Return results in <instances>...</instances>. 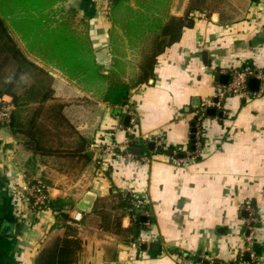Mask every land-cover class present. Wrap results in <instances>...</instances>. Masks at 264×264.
<instances>
[{"label": "crops", "instance_id": "0c3cea01", "mask_svg": "<svg viewBox=\"0 0 264 264\" xmlns=\"http://www.w3.org/2000/svg\"><path fill=\"white\" fill-rule=\"evenodd\" d=\"M110 2L63 0L48 24L67 23L90 42L104 73L115 70L130 83L144 70V57L156 54L146 82L123 106L103 100V83L70 75L19 41L49 73L53 97L37 122L44 149L28 147L24 133L36 104L20 110L19 130L0 127V264H36L43 249L64 240L78 243L70 264H264V89L228 97L200 127L196 118L232 69L264 70V0H128L117 21ZM149 6L157 11L148 13ZM145 11L148 18L136 21L134 14ZM132 20L141 31L125 26ZM156 23L157 30L149 27ZM129 109L140 116L132 131ZM198 132L199 148L192 139ZM127 137L133 159L102 155L105 145ZM197 150L199 157L188 160ZM38 179L51 204L34 212L22 185ZM250 202L260 216L251 244Z\"/></svg>", "mask_w": 264, "mask_h": 264}, {"label": "trees", "instance_id": "16d2710c", "mask_svg": "<svg viewBox=\"0 0 264 264\" xmlns=\"http://www.w3.org/2000/svg\"><path fill=\"white\" fill-rule=\"evenodd\" d=\"M61 1L63 0H0V96L8 94L13 98L15 109L12 110L9 124L16 130H19L17 129V116L19 117L20 110L32 103L37 105L24 129V133L28 136L26 144L36 150L44 149L37 139L36 129L39 116L43 112V105L53 97L51 77L44 68L37 65L22 51L11 34L10 27L26 41L30 50L35 49L39 51L40 55L42 50L52 52L53 55L48 60L60 66L68 74L78 78L85 76L89 82L95 80L98 83H103L102 98L113 106L125 105L131 89L146 82L148 78L146 68H152L156 58V54L144 57V70L132 83L120 78V74L115 70L107 74L104 73L102 66L95 61L88 40L75 37L67 23H60L53 27L48 24L52 21L53 7ZM127 1L111 0L109 15L113 20L117 21V11ZM128 8L130 9V7ZM129 9L124 11L127 12ZM146 10L148 13L157 11L153 6L147 7ZM148 13L146 14L145 11L134 14V16L136 15L135 20L142 22L143 18H148ZM143 15L145 17H142ZM171 19L173 20L174 17ZM181 24L185 25L183 19H181ZM158 25V23L150 24L149 27H154L157 30ZM125 26H128L131 32L142 30L141 24L133 20ZM170 31L173 32V29L162 27L163 33ZM62 108L63 104H59L57 113L60 114ZM192 139L194 142L195 135ZM33 181L35 180H31V182ZM133 203V200L127 201V207H132ZM49 204L51 203L48 201L47 205ZM77 244L70 240L57 242L53 246L43 249L35 263L70 264L73 249Z\"/></svg>", "mask_w": 264, "mask_h": 264}, {"label": "built area", "instance_id": "2783aa9c", "mask_svg": "<svg viewBox=\"0 0 264 264\" xmlns=\"http://www.w3.org/2000/svg\"><path fill=\"white\" fill-rule=\"evenodd\" d=\"M231 77L228 83L224 85L218 84L215 88V91L212 97L204 98L200 106L196 111L197 125L201 126V121L207 116V111L209 108H215L223 110L225 100L228 96L231 95H239V96H254L258 95L259 92H262L264 89V70L258 69L256 66L252 64L243 65L241 68H235L230 71ZM258 78L260 80L259 89L257 91H251L248 86V81L250 78ZM14 108V104L12 100L7 99L5 95L0 96V127L9 125L11 120L12 110ZM127 115H129L130 120L127 125L128 131H132L137 126L139 113L136 112L135 109L127 110ZM196 141L194 144L199 148L201 146V139L199 136V132L195 135ZM132 142V138L127 137L122 142L112 141L111 143L105 145L101 151L102 155H120L124 160L133 159L135 155L130 151V145ZM160 142V141H157ZM199 150L196 152L188 153V160H195L199 157ZM181 162L184 160L182 158L179 159ZM22 191L24 194V199L27 201L28 206L34 212L41 211L47 207V203L49 201V192L48 186L40 179L35 180L33 182L29 181L22 185ZM135 203L143 204L145 200L142 198H137ZM76 218H79L80 213H76L74 215ZM249 217L246 221V230H247V242L253 243L254 234L256 228V217L253 215L250 210ZM247 250L250 255L253 256L254 252L250 245H248ZM226 264H240L237 260L235 262H229Z\"/></svg>", "mask_w": 264, "mask_h": 264}, {"label": "rangeland", "instance_id": "374dc122", "mask_svg": "<svg viewBox=\"0 0 264 264\" xmlns=\"http://www.w3.org/2000/svg\"><path fill=\"white\" fill-rule=\"evenodd\" d=\"M10 30H11V34L13 35V37H14V39H15V41L17 42V44H19L20 45V40L22 39L21 37H20V35H18L15 31H13L12 29H11V27H10ZM23 40V39H22ZM38 52V54H39V51H37ZM41 55L40 56H42V57H45L47 60H48V58L49 57H52V55H53V53L52 52H50L49 50L47 51V50H42L41 51ZM231 96H239V95H231ZM231 96H228V97H231ZM227 97V98H228ZM240 97V96H239ZM142 116V115H141ZM28 117V116H27ZM139 118H140V116H139ZM139 118H138V122H137V126H138V124H139ZM25 121V124H24V126H26L27 125V123H28V118H26L25 117V119L23 120V122ZM23 125V124H22ZM137 126L135 127V129L137 128ZM22 127V126H21ZM39 128V127H38ZM45 129V128H44ZM134 129V130H135ZM38 130V129H37ZM134 135V139H136L137 137H138V133H135V134H133ZM133 139V140H134ZM118 142H121V141H118ZM245 208H247L248 210H251L252 211V213H253V215H255V217H256V224L255 225H257L258 223H259V220H260V216H258L257 214V211L255 212V207H254V204L253 203H249V204H246L245 205ZM257 213V214H256ZM249 219H250V217H249Z\"/></svg>", "mask_w": 264, "mask_h": 264}, {"label": "water", "instance_id": "95a60500", "mask_svg": "<svg viewBox=\"0 0 264 264\" xmlns=\"http://www.w3.org/2000/svg\"><path fill=\"white\" fill-rule=\"evenodd\" d=\"M259 85H260V80L258 78L253 77V78H250L249 81H248V86H249L251 91H257L259 89ZM207 112L209 114H215L216 113V109L215 108H209ZM129 119H130V117H129V115H127L125 117V123H128ZM193 130L196 131V128H194ZM9 228H10L9 225H6V224L4 225V229L5 230L9 229ZM249 256H250V253H247V257L246 258H248ZM193 258H195V257L193 256ZM205 262H207V260H205Z\"/></svg>", "mask_w": 264, "mask_h": 264}]
</instances>
